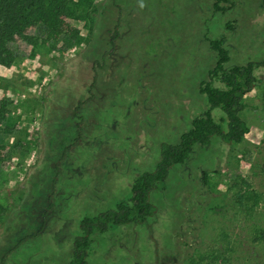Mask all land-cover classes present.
<instances>
[{"label":"rangeland","instance_id":"374dc122","mask_svg":"<svg viewBox=\"0 0 264 264\" xmlns=\"http://www.w3.org/2000/svg\"><path fill=\"white\" fill-rule=\"evenodd\" d=\"M160 1L164 16L158 12L153 29L138 31L145 26L138 21L118 24L115 53L90 100L84 86L92 70L84 73V51L92 34L105 41L112 33V11L101 8L105 0L70 1L60 33L33 30L41 37L33 53L0 66L6 111L0 124V264H62L80 220L127 199L133 178L157 162L159 142L176 141L204 108L196 85L214 61L206 40L216 33L204 24L213 19L206 10L210 0H153L155 9ZM233 2L229 13L214 19L236 21L226 38L231 62L238 63L262 55L264 11L259 0ZM129 9L123 4V16ZM255 72L260 81L242 98L240 115L249 127L243 139L214 137L195 146L184 163L170 167L164 186L151 191L152 215L95 234L86 264H205L222 233L232 242L246 237L232 195L242 179L254 187L264 183V65ZM101 81H118L115 104L101 105L98 92L107 89ZM54 91L64 93L58 104ZM57 121L64 124L62 135L70 128L74 137L60 141Z\"/></svg>","mask_w":264,"mask_h":264},{"label":"trees","instance_id":"16d2710c","mask_svg":"<svg viewBox=\"0 0 264 264\" xmlns=\"http://www.w3.org/2000/svg\"><path fill=\"white\" fill-rule=\"evenodd\" d=\"M70 1L72 0H0V66L8 67L18 55L33 53L32 50L29 52V49L41 39L33 30L45 29L48 35L60 33L62 25L60 15L64 13L69 16ZM259 3L264 11V0H259ZM123 4L130 8L124 12V16ZM233 7V0H210L206 6L213 19L209 21L206 18L204 24L206 28L214 29L216 35L206 40L208 48L214 53L213 64L203 68L196 85L204 108L191 117L187 128L179 133L176 141L159 142L157 162L151 170L140 171L133 178L130 196L127 199H120L114 207L97 215L84 216L80 220V232L74 237L70 255L62 264H86L89 247L95 234L104 233L113 225L142 223L152 215L155 207L149 198L151 191L164 186L170 167L184 163L195 146L205 147L214 137H218L224 143L240 142L243 139L249 127L240 115L243 107L242 98L260 81L255 70L264 65V16L261 21L262 55L232 63L226 34L235 30L236 21L234 19L223 21L214 17L218 13L225 16ZM101 8L112 11L108 18V21L112 22V33L105 41L98 37L97 32L92 34L84 51V73L89 72L86 69L88 67L92 70V76L87 77L91 78V81L85 82L84 86L89 96L87 100L95 96L92 91L95 90L98 75L105 72L109 64L108 57L115 53L116 39L120 32L118 24L123 22L126 26L131 21H138L145 23V26L139 25L136 29L145 31L153 29L159 24L158 17L164 16L161 11L162 1L159 8L155 9L153 0H105V5L103 4ZM158 9L160 10L157 11ZM165 19L171 22L167 13ZM63 37L66 38L65 35L61 38ZM81 59L82 57L75 62L80 64L83 62ZM119 67L121 68V65ZM99 85L107 86L106 91L97 93L101 97V105L115 104L117 100L114 91L118 81L110 84L101 81ZM79 107L80 105L75 110L77 111ZM5 118V105L0 103V124L4 123ZM74 119L76 118L73 117ZM68 122L72 123L70 119ZM62 123L57 121L53 126L60 136L62 135L60 129L64 126ZM69 129L64 130L60 141L74 137V134H71L73 130ZM1 171L0 158V175ZM242 180L243 187L237 188L232 198L246 221L248 231L246 237L238 236L235 238L236 242L234 240L232 242L225 240L228 235L222 233L224 237L212 241L211 251L203 254L206 256L205 259H209L205 264H231L230 262L236 264L238 259L242 264H264V183L254 187L251 182ZM239 244L237 251L235 248H238Z\"/></svg>","mask_w":264,"mask_h":264},{"label":"crops","instance_id":"0c3cea01","mask_svg":"<svg viewBox=\"0 0 264 264\" xmlns=\"http://www.w3.org/2000/svg\"><path fill=\"white\" fill-rule=\"evenodd\" d=\"M63 94L64 93H59V92H57L56 93V91H54V97H55V102L58 104L59 103V101L58 100H56V99H58L60 96H62L63 97ZM67 94V93H66ZM62 97H60V99L62 98Z\"/></svg>","mask_w":264,"mask_h":264}]
</instances>
